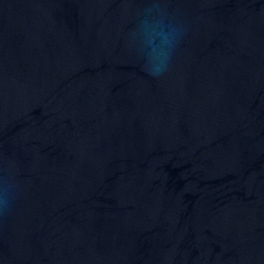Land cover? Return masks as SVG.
Instances as JSON below:
<instances>
[{
    "label": "water",
    "instance_id": "obj_1",
    "mask_svg": "<svg viewBox=\"0 0 264 264\" xmlns=\"http://www.w3.org/2000/svg\"><path fill=\"white\" fill-rule=\"evenodd\" d=\"M0 264H264V0H0Z\"/></svg>",
    "mask_w": 264,
    "mask_h": 264
}]
</instances>
